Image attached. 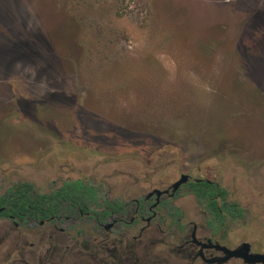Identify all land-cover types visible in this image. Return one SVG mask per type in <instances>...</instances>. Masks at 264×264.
<instances>
[{
  "label": "rangeland",
  "instance_id": "1",
  "mask_svg": "<svg viewBox=\"0 0 264 264\" xmlns=\"http://www.w3.org/2000/svg\"><path fill=\"white\" fill-rule=\"evenodd\" d=\"M261 163L264 0H0V182L118 196L201 167L254 213Z\"/></svg>",
  "mask_w": 264,
  "mask_h": 264
},
{
  "label": "flooded vegetation",
  "instance_id": "2",
  "mask_svg": "<svg viewBox=\"0 0 264 264\" xmlns=\"http://www.w3.org/2000/svg\"><path fill=\"white\" fill-rule=\"evenodd\" d=\"M254 166L264 181V163ZM93 182L1 181L0 264H264L249 235L264 211L201 167L118 196Z\"/></svg>",
  "mask_w": 264,
  "mask_h": 264
},
{
  "label": "water",
  "instance_id": "3",
  "mask_svg": "<svg viewBox=\"0 0 264 264\" xmlns=\"http://www.w3.org/2000/svg\"><path fill=\"white\" fill-rule=\"evenodd\" d=\"M186 176L185 175H182L180 177V180L175 184V187H178L180 184L184 183V181L186 180Z\"/></svg>",
  "mask_w": 264,
  "mask_h": 264
}]
</instances>
